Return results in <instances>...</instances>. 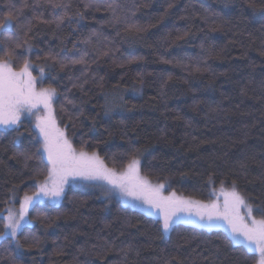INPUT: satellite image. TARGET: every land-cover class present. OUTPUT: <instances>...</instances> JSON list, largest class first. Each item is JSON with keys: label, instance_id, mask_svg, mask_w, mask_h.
I'll list each match as a JSON object with an SVG mask.
<instances>
[{"label": "trees", "instance_id": "16d2710c", "mask_svg": "<svg viewBox=\"0 0 264 264\" xmlns=\"http://www.w3.org/2000/svg\"><path fill=\"white\" fill-rule=\"evenodd\" d=\"M55 2L69 5L71 22L33 20L29 52L15 47L25 31L17 23L34 13L51 21L62 10L54 13L44 0H0V20L10 9L15 16L13 27L0 31V60L18 70L27 59L35 76L43 73L37 85L55 89L53 113L72 146L97 153L111 168L139 157L142 175L188 197L208 200L212 190L235 184L253 216L264 218L258 210L264 209V0ZM88 2L93 7L85 9ZM49 53L65 61L87 53V63L61 69ZM37 149L30 119H20L18 130H0V211L46 177ZM28 217L31 224L15 238L22 247L0 239V264H255L257 258L242 244L230 245L221 229L181 224L162 236L158 218L102 199L86 184L68 186L57 205H32ZM129 245L134 251L125 259Z\"/></svg>", "mask_w": 264, "mask_h": 264}, {"label": "snow or ice", "instance_id": "6c2138e0", "mask_svg": "<svg viewBox=\"0 0 264 264\" xmlns=\"http://www.w3.org/2000/svg\"><path fill=\"white\" fill-rule=\"evenodd\" d=\"M39 3L40 0H37ZM45 3L51 5L53 12L56 9H61L62 13L55 15L54 20H43L42 13H34L32 19H27L23 23H17V26L24 31L23 37H18L14 43L16 48L27 47L30 52L32 45L29 43L28 34L32 31L33 20L42 23H56L57 27L68 19L71 22L72 17L69 15L67 9L69 5L55 0H44ZM83 2V0H82ZM85 9L93 7L92 3H84ZM112 8V5L108 6ZM19 15V10L16 11V16ZM79 17L76 23L79 24L84 19L83 13H76ZM13 15L11 9L7 16L0 20V31L10 30L13 27ZM135 27V26H130ZM9 40L11 37L8 38ZM0 51H4L0 48ZM14 53V50H13ZM87 53L81 55L78 59L72 58L68 60H58L56 55L48 54V59L53 63L58 64L61 69L67 65L85 64V56ZM107 55V53H103ZM30 63L27 59L23 61L22 69L17 72L13 71L10 62L0 61V128L5 130H18L21 114L30 112L38 104H43L45 108H50L53 97L55 96V89H41L39 91L35 88L36 78L32 76L29 71ZM43 72V69H40ZM83 75V73H82ZM87 82L86 80L84 81ZM73 88L79 87L83 89V84L73 83ZM72 103V101H68ZM35 127L39 130L40 136L43 138V151L47 154L48 164L51 165L48 171V179L38 185V190L29 196L25 194L23 202L21 203L20 211L17 214L9 211L8 222L4 226V231L0 232V238H8L9 236L15 241L17 248L22 247L17 237L18 230L24 224L30 223L28 220L27 211L29 206L39 203L42 199L48 198L52 202L59 201L64 196V185L68 183V178L80 177L86 181H100L106 180L108 184L113 185V188L107 189L108 192H114L119 189L121 196L132 197L134 200L140 201L147 205V208L159 210L158 214L162 217L161 235L166 236L175 229L176 226L186 223L195 224L201 228L212 229L218 225L220 221H225L229 228V235L225 237L230 245L242 244L246 247L249 253L259 252V264H264V218L257 220L253 215L252 205L236 190L235 184L232 186V191L225 193V199L221 206L217 201L210 203L196 202L191 200H184L176 196L172 192L168 196L162 195L161 189L164 185L160 184L155 187L151 186L147 180L140 179L139 161L133 159L128 165V173L117 176L112 170L104 166L103 162L96 155L87 152H77L71 142L65 138L64 133L55 127L51 115L45 118H38ZM16 142L14 138L13 143ZM40 149H37L36 155L39 156ZM26 159H32L33 156L27 153H20ZM41 164H43V157H39ZM134 176V180L128 179V176ZM103 187V185H99ZM240 207L246 209L245 219L244 215L240 214ZM195 208V216L199 220L191 219ZM261 215L264 216V209H258ZM184 212H188V217L183 216ZM23 222V223H22ZM34 244L39 243V238L32 236ZM208 243V242H206ZM83 251V249H81ZM124 258L134 249L129 245L126 249H122ZM136 255H139L136 252Z\"/></svg>", "mask_w": 264, "mask_h": 264}, {"label": "rangeland", "instance_id": "374dc122", "mask_svg": "<svg viewBox=\"0 0 264 264\" xmlns=\"http://www.w3.org/2000/svg\"><path fill=\"white\" fill-rule=\"evenodd\" d=\"M2 61V60H0ZM13 69V68H12ZM22 68L16 70V69H13V71H17L19 72ZM29 71H31L32 73V76L36 78V83H35V88L37 91L41 90V89H52L51 87H43V86H38L37 85V81L39 78H42L43 77V73H41L40 75H37L35 76L33 74V69L29 68ZM54 98V97H53ZM49 114L51 115V119L54 121L55 123V127L58 128L60 131H62L64 133V136L65 138L66 135H65V132H64V129L62 127L59 126V124L57 123L56 121V118L54 116V113H53V99H52V102H51V105H50V108H45V106L43 104H38L35 108H33L30 112H24L21 114V117L20 119L22 118H27V119H30L35 127V124L37 122V119L38 118H45V117H48ZM3 128H0V130H2ZM36 131H37V135H38V138H39V141H40V149H41V152H42V155L45 159V161L47 162V169H50L51 168V165L48 164V161H47V154L43 151V138L40 136L39 134V130L35 127ZM68 139V138H67ZM69 140V139H68ZM70 141V140H69ZM74 148V147H73ZM75 149V148H74ZM77 152H80L81 150H77L75 149ZM86 152V151H84ZM89 155H91L92 153H95V152H87ZM96 155L100 158V160L103 162L104 166L108 169H112L116 174L117 176H120L122 174H125V173H128V165L131 163V161L133 159L135 160H140L139 157H135L131 160H129L122 168H111V167H107L105 162L103 161V159L96 153ZM139 167V166H138ZM138 176L140 179H145L148 181V183L155 187L157 185H160V184H163L164 187L163 189H161V192H162V195L164 196H168L170 195L172 192H175L173 190H168L167 187H166V184L164 182H154L152 180H150L148 177L142 175L140 173V171L138 172ZM46 179H48V171H47V175L46 177L40 181L37 186H36V189L30 193H26L27 195L31 196L33 195V193H35L37 190H38V185L43 183ZM128 179L130 180H134V176L132 175H129L128 176ZM78 184H86V185H89V187H91V189L95 192V193H98V196L102 199H107V200H118L122 205L124 206H129V207H132V208H135V209H138L142 212H144L145 214L147 215H150V216H153L155 218H158L160 221H161V224H162V217L161 215L158 214L159 210L157 209H148L147 208V205H144L142 204L140 201H137V200H134L132 197H128V196H121V194L119 193V189H115L114 192H108L107 189L109 188H113V185H110L108 184V182L106 180H100V181H86V180H83L82 178L80 177H75V178H72V177H69L68 178V183H66L64 185V193H65V190L67 189L68 186H73V185H78ZM99 185H103V187L99 186ZM237 190V189H236ZM232 191V186L231 187H219L217 189H214L211 191V197L208 199V200H203V199H199V198H194V197H188V196H184V195H181V194H178L177 192L176 193V196L181 198V199H184V200H191V201H196V202H203V203H210L212 201H217L221 206L223 205V202H224V199H225V193H228V192H231ZM25 194H23L18 202L16 204H10L8 205L3 211H0V217L3 218V229L2 231H4V226L5 224H7L8 222V215H9V211L15 213L18 215L19 211H20V207H21V203L23 202V198H24ZM243 196V195H242ZM244 197V196H243ZM63 198V197H62ZM62 198L57 201V202H52L50 199L48 198H44L42 199L39 203H48V204H51V205H57L61 202ZM245 198V197H244ZM246 199V198H245ZM246 201H248L246 199ZM249 202V201H248ZM36 204V203H35ZM251 204V203H250ZM34 205V204H33ZM252 205V204H251ZM32 207L29 206L28 208V211L29 209ZM253 207V206H252ZM28 211H27V219H29L28 217ZM196 209L193 208L192 209V217L191 219L193 220H199V217L195 216L194 213H195ZM240 211V214L241 215H244L245 216V219L248 220V217L246 216V209L243 208V207H240L239 209ZM183 216L185 217H188V212H184L182 214ZM253 215V214H252ZM255 217V216H254ZM257 220L261 219V218H257L255 217ZM23 223V222H22ZM31 224L30 223H26L24 224L23 226L25 225H29ZM186 224H190V225H195V224H191V223H186ZM197 226V225H195ZM205 229H208L210 230L209 228H206L204 227ZM212 229H221L223 231H225L228 235H229V228H228V225L225 221H220L218 223V225ZM0 231V232H2ZM20 230H18L19 232ZM169 235V234H168ZM168 235H166L165 237H167ZM10 237V236H9ZM1 239V238H0ZM244 246V245H243ZM245 247V246H244ZM246 248V247H245ZM257 258H256V262L255 264H259V259H260V254L259 252H255Z\"/></svg>", "mask_w": 264, "mask_h": 264}]
</instances>
